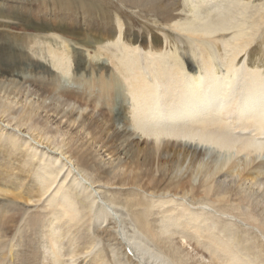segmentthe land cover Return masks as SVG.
I'll return each instance as SVG.
<instances>
[{"label": "bare ground", "instance_id": "bare-ground-1", "mask_svg": "<svg viewBox=\"0 0 264 264\" xmlns=\"http://www.w3.org/2000/svg\"><path fill=\"white\" fill-rule=\"evenodd\" d=\"M117 1L156 31L92 0L111 36L34 34L0 84V264H264V4ZM35 74L100 121L16 114Z\"/></svg>", "mask_w": 264, "mask_h": 264}, {"label": "rangeland", "instance_id": "rangeland-1", "mask_svg": "<svg viewBox=\"0 0 264 264\" xmlns=\"http://www.w3.org/2000/svg\"><path fill=\"white\" fill-rule=\"evenodd\" d=\"M108 1H110V3L112 2L116 9L127 15L129 18H133L132 20L135 19L134 21L139 23V25H131L125 16L123 18L121 17L122 21L130 24L131 30L135 34L139 29H143L142 26H148L153 31H156L155 28L157 24L154 22L155 17L152 14L144 16L139 12V10H134L122 5L117 0ZM252 1V4L255 5L264 4V0ZM83 2L90 4L92 0H0V20L8 21V24L6 25L0 24V84L2 86L7 88L12 86L13 81H18V78L13 75L14 72L21 70L20 68H23L26 64L30 63L28 60L25 61L26 58L21 56V48L30 44L29 40H31V36L34 34L42 33V31H48L60 37H73V39L76 37L83 38L86 37V35L95 37L112 35L114 30L113 23H110L112 12H108L104 9L99 2H92L91 4H95L96 8H98L96 13L93 8H87ZM178 9H182V7L179 6ZM136 35L139 39L143 36L142 33L138 34V32ZM149 37H151V35ZM38 43H31L34 45L33 50L45 49V47L42 46L43 44ZM35 75L40 78L37 81V86L45 85L51 90L39 91L36 93V88L32 86L34 85L33 82L30 80L27 81L26 78H21L20 81L23 85H21L18 90V96L21 97V103L15 106V112H21V110L26 108L30 102L33 103L36 101H42L45 104H48L50 98L52 97L54 99L53 104L58 107L59 110H63L65 113L71 110L73 111V114L70 116V121H72V119L73 121L74 119L76 120L72 129L73 133L78 130L76 129L77 122L83 116L87 119V121H93L95 119L98 122L100 121L97 110L93 108V106L83 105L74 99L66 100L67 98L61 94L53 93V89L57 87L55 85H57L56 79L58 77L55 78L54 75L50 77L45 74ZM17 112L16 114H18ZM42 115L44 116V114ZM0 124L3 125L1 122ZM98 127H102V124L98 125ZM114 157L115 156L110 158L109 156L106 159L110 158L113 160ZM140 162H144L149 165L153 164L155 166L154 159L149 156L143 157ZM15 205L24 210H28L30 208L22 203H17Z\"/></svg>", "mask_w": 264, "mask_h": 264}]
</instances>
